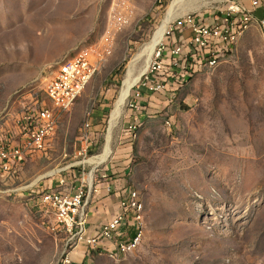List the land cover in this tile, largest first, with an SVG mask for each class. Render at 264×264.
<instances>
[{
  "label": "rangeland",
  "instance_id": "374dc122",
  "mask_svg": "<svg viewBox=\"0 0 264 264\" xmlns=\"http://www.w3.org/2000/svg\"><path fill=\"white\" fill-rule=\"evenodd\" d=\"M156 2L0 0V146L8 147L21 144L26 116L33 117L39 106L52 108L44 87L57 67L95 47L104 49L114 6L133 10L71 109L53 110L55 131L45 148L27 154L14 171L0 173V264H60L66 235L41 211L39 193L60 179L88 192L102 180L99 172L120 167L126 168L125 187L143 204L140 244L116 259L80 246L73 264H264L262 19L253 17L227 59L194 75L156 113L145 114L142 104L128 108L137 82L111 131L110 156L98 172L85 163L103 154L127 65L151 41L173 0L162 7ZM231 2L238 3L184 0L177 13L208 21ZM170 37L177 35L165 33L161 42ZM141 58L136 72L145 64ZM87 121L89 148L83 157L78 152Z\"/></svg>",
  "mask_w": 264,
  "mask_h": 264
},
{
  "label": "built area",
  "instance_id": "2783aa9c",
  "mask_svg": "<svg viewBox=\"0 0 264 264\" xmlns=\"http://www.w3.org/2000/svg\"><path fill=\"white\" fill-rule=\"evenodd\" d=\"M257 5L258 0H251L250 8L231 2L226 10L215 14L208 21L189 13L176 18L166 30V34L173 36L178 32L182 35L170 37V42L167 44L160 42L154 49L152 59L138 81L135 99L128 101V108H138L137 100L141 92L162 95L167 101L172 102L177 89L190 81L194 75L213 70L214 58L227 59L233 52L231 35L239 34L238 32L243 30V25H251L253 10ZM132 13L129 5L114 6L111 9L104 49L95 47L85 54H79V60L70 63L69 69H65L59 77L49 80L44 87V94L52 108L39 106L33 117L24 118L20 145L0 146V173L14 171L18 164L25 160L27 154L45 148L47 140L55 131L56 115L53 110L67 112L71 109L74 100L79 98L82 84L90 83L97 75L98 68L104 64L113 45L116 28ZM83 128L82 139L85 142L84 146L82 143L79 148L78 155L85 157L89 148L88 121ZM103 164L93 168L98 172L99 166ZM98 178L110 181L111 176L99 172ZM97 187L95 184L88 192L82 185L68 188L64 180L60 179L56 187L39 193L38 204L41 211L50 219L58 220V230L60 221H67L69 225V233L65 236L67 252L62 255L60 264H73L72 253L78 251L80 246H83L87 253L93 246H108L117 258L133 252L140 244L141 228H136L135 221L126 222L127 212L132 211L131 203H127L128 189L119 201L115 217L98 228L91 230L88 228L86 208L91 191L95 194ZM67 189H74V196H67ZM105 190L107 192L112 190L110 182L107 183ZM129 230L132 236L129 235Z\"/></svg>",
  "mask_w": 264,
  "mask_h": 264
},
{
  "label": "bare ground",
  "instance_id": "6f19581e",
  "mask_svg": "<svg viewBox=\"0 0 264 264\" xmlns=\"http://www.w3.org/2000/svg\"><path fill=\"white\" fill-rule=\"evenodd\" d=\"M169 0H157V4L163 5L165 3H167ZM184 0H173V2L170 4V6L167 8L166 13L164 15V18L160 24V26L158 27V29L155 31L152 39L150 42H148V44H146L139 53H137L128 63L126 71H125V76H124V80H123V84H122V88L120 89V94L118 95V98L114 104V108L111 112V117L109 120V125H108V131H107V135H106V139H105V147H104V151L103 154L95 159H91L88 161H85V163L89 164V165H100L101 163L105 162L107 160V158L110 156L111 153V148H110V141H111V131L113 130V128L116 126L117 121L121 115V111L123 106L125 105V101L127 99V97L129 96L130 93V89L135 86V84L139 81L141 75L146 71L147 66L150 62L151 59V55L155 49V47L163 40V37L166 33V30L168 29L169 24L176 18L179 16V14L177 13V10L180 9L179 6L181 4V2ZM199 1H204V0H199ZM186 2V1H185ZM189 2V0H188ZM188 4V3H187ZM184 5V4H183ZM182 5V6H183ZM194 5V4H193ZM203 5V4H202ZM185 10V8H184ZM188 10V9H187ZM179 11V10H178ZM250 27V25H243V30H240V32H238L239 34H232L231 35V49L232 46L237 42V40L239 39V37L243 34V32H246L247 29ZM141 57H145V64L143 65L142 69L138 72H136L134 70L135 67V63L141 58ZM142 59V58H141ZM223 58H214L213 59V67ZM79 60V58L77 59H72L69 61H66L64 63H62L61 65H59L56 69V71L53 73V77L52 78H57L59 77L65 69H69L70 68V63H75ZM139 66V65H138ZM100 68V67H99ZM99 68L97 70V73L99 72ZM136 68V67H135ZM89 83H84L82 84V88L79 94L80 95L84 92V88H86L88 86ZM77 99L74 100V103ZM59 171H54L51 174H57ZM41 180V178H38L34 184ZM87 181L89 183V185H92L93 182V175L92 172L88 175ZM67 196H74V193H72L70 190L67 189ZM39 199V198H38ZM127 203H131V209L132 211H128L126 214V222H133L135 221L136 223V228H141V234H142V221H143V204L140 200L139 195L137 194L136 191L134 190H128V194H127ZM55 222L58 226V220L55 219ZM60 228L61 230L65 233V235L67 236V233H69V225L67 221H60ZM67 247V245H66ZM89 251L93 252V251H100L102 253L107 254L110 258L112 259H116V255L113 254L112 249H110L108 246H93L92 248L89 249ZM118 258V257H117Z\"/></svg>",
  "mask_w": 264,
  "mask_h": 264
},
{
  "label": "crops",
  "instance_id": "0c3cea01",
  "mask_svg": "<svg viewBox=\"0 0 264 264\" xmlns=\"http://www.w3.org/2000/svg\"><path fill=\"white\" fill-rule=\"evenodd\" d=\"M238 3L246 8H250L251 0H237ZM259 7L254 8L253 17L255 19H262L264 21V0H258ZM168 105L169 101L165 99L162 95H151L145 92H141L138 99V104L144 106L145 114L156 113L160 109ZM125 167H120L116 171L108 172L111 176L109 180H100L97 192L93 194L91 199V205L88 212V228L94 229L105 224L107 221L111 220L118 212L119 201L121 197L127 192V188L124 184ZM116 173V174H115ZM114 175V176H113ZM110 182L112 190L107 192L105 187L107 183ZM57 186V182L54 185L48 186L49 188H54ZM48 188V189H49ZM130 231V230H129ZM132 236V232H129ZM84 255H82L83 257Z\"/></svg>",
  "mask_w": 264,
  "mask_h": 264
},
{
  "label": "trees",
  "instance_id": "16d2710c",
  "mask_svg": "<svg viewBox=\"0 0 264 264\" xmlns=\"http://www.w3.org/2000/svg\"><path fill=\"white\" fill-rule=\"evenodd\" d=\"M163 5H166V3H165V4H163ZM163 5H161V7H162ZM176 35H177V37H178V36H180V35H182V34H180V33L176 32ZM184 35H185V36H188V34H187V33H184ZM92 253H96V252H91V254H92Z\"/></svg>",
  "mask_w": 264,
  "mask_h": 264
}]
</instances>
